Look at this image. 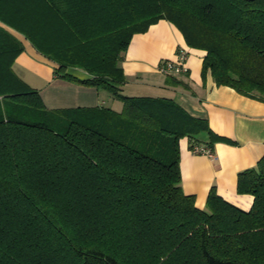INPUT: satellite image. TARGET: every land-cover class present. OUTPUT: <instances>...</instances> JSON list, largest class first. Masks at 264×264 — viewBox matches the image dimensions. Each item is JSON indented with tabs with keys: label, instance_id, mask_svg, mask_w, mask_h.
<instances>
[{
	"label": "trees",
	"instance_id": "obj_1",
	"mask_svg": "<svg viewBox=\"0 0 264 264\" xmlns=\"http://www.w3.org/2000/svg\"><path fill=\"white\" fill-rule=\"evenodd\" d=\"M160 20L205 53L203 79L264 102V0H0V22L54 77L122 103L48 110L0 28V264H264V156L237 177L249 210L214 187L200 209L181 188L178 142L227 140L170 98L121 94L133 35Z\"/></svg>",
	"mask_w": 264,
	"mask_h": 264
},
{
	"label": "crops",
	"instance_id": "obj_2",
	"mask_svg": "<svg viewBox=\"0 0 264 264\" xmlns=\"http://www.w3.org/2000/svg\"><path fill=\"white\" fill-rule=\"evenodd\" d=\"M0 28L22 43L24 50L15 59L12 69L26 83L33 82V76L44 81L41 89L28 85L39 91L48 110L101 107L105 104L102 90L54 77L51 61L39 54L18 32L1 22ZM179 49L187 52V71L176 76L158 72L159 64L173 59ZM204 54L202 50L187 47L178 29L170 22L160 20L145 33L133 35L120 62L125 76L121 90L129 88L134 93L132 96H148L137 95L140 93L170 98L190 115L206 119L211 131L227 142L214 143V156L210 159L193 154L187 138L179 140L182 191L186 195H194L195 205L203 209L208 193L214 187L220 197L246 211L250 209L253 198L237 193V177L240 172L255 167L264 156V102L243 97L228 87L215 86L209 73L203 79ZM77 76L87 78L83 73ZM54 85H58L53 88L54 93L42 94L43 89ZM111 107L120 111L122 104L117 102ZM202 139L208 141L206 135Z\"/></svg>",
	"mask_w": 264,
	"mask_h": 264
},
{
	"label": "built area",
	"instance_id": "obj_3",
	"mask_svg": "<svg viewBox=\"0 0 264 264\" xmlns=\"http://www.w3.org/2000/svg\"><path fill=\"white\" fill-rule=\"evenodd\" d=\"M186 59L187 52L185 50L179 49L176 51L173 59L162 61L159 64L157 70L165 76L184 74L187 71L185 66ZM191 152L197 155H204L210 159H212L214 156L213 150L210 147L201 144L194 145Z\"/></svg>",
	"mask_w": 264,
	"mask_h": 264
},
{
	"label": "rangeland",
	"instance_id": "obj_4",
	"mask_svg": "<svg viewBox=\"0 0 264 264\" xmlns=\"http://www.w3.org/2000/svg\"><path fill=\"white\" fill-rule=\"evenodd\" d=\"M67 70H68L69 72L73 73V74H76V75L82 73V71H80V70H78V69H75V68H68ZM20 73L22 74V72H20ZM78 77H79V76H78ZM33 78H35V79L33 80V82H28L27 84H29V85H31V86L37 88V89H41V88L43 87V85L45 84L44 81H40L39 79H37L36 76H33ZM24 81H25V80H24ZM25 82H27V81H25ZM56 86H58V85H54V86H52L51 88H48V89H43V90H42V94H43L44 96H46L47 94L49 95V94H51V93H54L55 90H54L53 88H56ZM102 92H103V94H104V95H102L103 100L106 101V102H105L104 105H100V106H104V107H107V108L109 107V108H112V109H113V107H111L112 104H116L117 102L121 103L120 101H118V100H116V99L110 98L108 92L103 91V90H102ZM121 94L124 95V96H132V95H134V93L131 92L129 88H123V90L121 91ZM137 95H148V96H150V95H152V94H140V93H139V94H137ZM121 104H122V103H121ZM98 106H99V105H98ZM113 110H114V109H113Z\"/></svg>",
	"mask_w": 264,
	"mask_h": 264
}]
</instances>
